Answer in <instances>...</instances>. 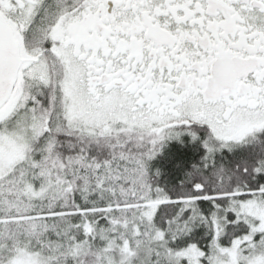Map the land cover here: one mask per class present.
<instances>
[{
  "label": "snow or ice",
  "instance_id": "6c2138e0",
  "mask_svg": "<svg viewBox=\"0 0 264 264\" xmlns=\"http://www.w3.org/2000/svg\"><path fill=\"white\" fill-rule=\"evenodd\" d=\"M0 264H264V0H0Z\"/></svg>",
  "mask_w": 264,
  "mask_h": 264
}]
</instances>
